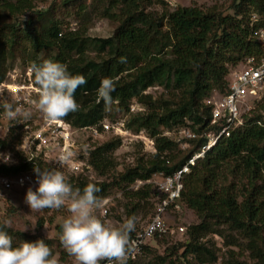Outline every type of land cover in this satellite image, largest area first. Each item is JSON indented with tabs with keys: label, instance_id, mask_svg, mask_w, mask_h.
I'll return each mask as SVG.
<instances>
[{
	"label": "trees",
	"instance_id": "trees-1",
	"mask_svg": "<svg viewBox=\"0 0 264 264\" xmlns=\"http://www.w3.org/2000/svg\"><path fill=\"white\" fill-rule=\"evenodd\" d=\"M196 1L158 14L149 8L155 4L166 6L167 0H111L101 16L117 26L110 38L97 39L100 42L98 52L109 53L108 58L100 61L85 58L90 39L79 30L64 33L58 21L38 28L31 20L25 22L24 28L14 21L4 26L10 28V35L0 28V84L7 75L9 54H17L22 40L34 49L31 65L44 60L38 57L39 52L55 50L53 60L65 64L71 74L84 76L87 82L75 92L79 110L63 118L71 126H93L105 119L107 107L102 100L98 102L97 96L105 77L116 80L115 90L111 93V109L129 113L131 102L135 100L146 105L144 112L131 114L127 127L148 132L155 139L156 152L120 173L117 182L127 185L138 180L146 182L132 192L131 197L138 201L129 211L130 217L142 200L152 199L155 206L159 192L157 188L153 192V185L147 180L158 172H176L201 151L208 141L207 133L218 131L219 126L211 124L212 107L205 99L215 90L221 94L228 91L230 70L244 58L255 57L258 63L264 54L256 33L264 27V0H232L233 14H225L216 5L199 6ZM62 3L67 9L77 8V15L88 14L84 0H63ZM3 5L12 15L35 9L34 0H4ZM254 15H259L258 21L253 20ZM74 51L79 57L72 56ZM156 86L162 87L169 97H154L148 92ZM244 118L243 127L233 130L229 137L221 138L186 174L180 203L185 211L194 212L200 221L188 227L186 242L168 246L163 254H156L158 264L216 262L217 251L204 238L215 233V226L221 224L242 232L248 240L253 264H264V99L249 114H244ZM188 121L196 137L190 139L193 147L177 159L173 152L178 144L164 130L187 126ZM10 138H0V145L3 148L10 145ZM121 144V138L116 137L91 151L89 162L100 175L108 174L116 166L113 154ZM18 154V163L3 164L0 170L13 175L35 166L57 168L42 159H35L38 161L35 164V160L27 161L22 152ZM68 182L73 189L81 191L89 183L86 179L73 177ZM94 184L100 189L96 195L104 199L114 183L100 181ZM39 223L42 227L43 222ZM58 228L61 233V226ZM138 229L130 233V239ZM7 231L13 238V246L22 241L44 239L55 255L56 240L46 237L40 230L33 236L11 228ZM161 238L164 237L152 238L145 246V252L155 248ZM230 244L235 245V242ZM231 254L235 251L231 250Z\"/></svg>",
	"mask_w": 264,
	"mask_h": 264
},
{
	"label": "rangeland",
	"instance_id": "rangeland-1",
	"mask_svg": "<svg viewBox=\"0 0 264 264\" xmlns=\"http://www.w3.org/2000/svg\"><path fill=\"white\" fill-rule=\"evenodd\" d=\"M6 1L15 2L16 0ZM110 1L84 0L85 10L88 14L86 13L82 17V15L76 14L77 8L76 10L67 9L62 3L63 0H34V10L17 15H12L7 8L3 7L4 0H0V28H3V33L10 35V28L4 26L14 21L20 22L18 25L21 28L25 27L27 20H31L36 28L49 25L51 21H58L64 33L71 30H79L86 38L90 39L85 58L87 60L100 61L108 58L109 53L98 52L100 42L97 39L110 38L117 26V23L101 16L103 8L107 7ZM170 2L172 3L170 4ZM196 3L202 7L216 5L225 14L234 13V10L230 8L232 0H198ZM192 4V0H167L166 6L155 4L149 10L161 14L164 10L170 11L180 5L188 6ZM115 10L117 9L115 8ZM256 17L260 18L259 15H256ZM16 53L14 56L9 54L6 64L7 75L0 84V138L11 137L9 141L12 142L5 148L0 145V163L5 162L4 157H10L8 164L18 163L20 160L18 152L20 151L26 159L27 157H33L34 160L42 159L56 167H60L58 158L62 154H69L68 165L61 168L68 180L73 177L75 179H86L92 183L100 181L114 183L106 197L102 199L105 201V207L109 209L108 214L104 215L102 208L98 210L97 214L102 219L119 225L128 218H134L135 229L143 226L154 211L152 199L142 200L139 208L132 213V217H130L129 211L132 210L138 201L131 197L132 192L142 188L146 182L140 183L136 181L131 185L117 182L120 180V173L129 167H134L139 160H145L156 152L155 139L148 132L145 130L139 132L127 127V120L131 114L144 112L147 109L146 105L139 103L138 100L132 101L129 113H125L123 110L111 109V105H109L106 108L105 119L101 123L93 125L94 128H91V126H71L73 133L65 142L63 139L54 138L49 130L46 132L50 138L49 145H43L39 149L34 146L32 151L29 148L30 145L28 147L23 146L26 144V137L37 129H42L46 119L43 113L35 106V101L38 99L39 85L35 82L34 75L30 70L31 57L35 53L34 49L29 42L22 40V44L18 47ZM55 54V50H43L38 53V57L41 59H52ZM72 56L74 58L79 57L75 51L72 52ZM247 63L248 60L244 58L241 63L231 68L228 79L231 80L234 72L244 68ZM148 92L153 94L154 97H169V94L160 86L152 87ZM216 93L218 91L215 90L212 94ZM261 100L257 99L254 103L251 101L253 107L250 111L255 109L257 103ZM6 102L11 103L13 108L19 109L21 113L30 112V117L24 119L23 115L18 114L15 119H10L5 115L3 108V104ZM250 111H248V114ZM108 122L112 123L114 127L104 131L102 124ZM187 124V126L164 130V133L178 144V148L173 152L177 159L181 158L193 147L190 139L196 137L193 136L195 132L190 126L191 122L188 121ZM116 137H120L122 142L113 154L116 166L108 174L100 175L89 162L90 153L96 146ZM34 169L32 168L29 171L35 173ZM152 185V191L154 192L156 191V186L154 183ZM26 192L25 189L4 190L0 188V222L3 224L5 220L10 219L12 221L11 229L25 233L28 236L39 234L40 230L46 237L56 240L53 250H55L54 256L58 258L59 264H75V257L69 255L59 238L61 233H59L58 226H61L62 219L69 215L67 208H45L40 211H32L25 202ZM40 221L43 222L42 227H39ZM199 221L200 219L194 212L185 211L181 215V221L178 222L189 227ZM215 230L216 232L208 234L204 241L216 249L218 254L217 263H254L251 251L247 247L248 240L245 239L242 232L231 230L225 224L215 226ZM177 242H179V239L176 236L161 238L155 248L145 252L138 258V264H158L159 260H157L156 254H163L168 246H173ZM230 242H235V245H231L232 243L229 245ZM231 250L235 251L234 255L231 254Z\"/></svg>",
	"mask_w": 264,
	"mask_h": 264
},
{
	"label": "clouds",
	"instance_id": "clouds-1",
	"mask_svg": "<svg viewBox=\"0 0 264 264\" xmlns=\"http://www.w3.org/2000/svg\"><path fill=\"white\" fill-rule=\"evenodd\" d=\"M30 70L39 85L35 106L47 121L62 120L79 110L75 92L87 82L84 76L71 74L65 64L53 59L33 63ZM115 84L114 78L102 79L97 90L98 102L102 100L106 107L112 103L111 93ZM3 108L10 119H15L18 114L24 119L31 115L30 112L21 113L19 109H14L11 103H4ZM4 160L8 162L10 157H4ZM68 162L69 154H62L58 158L60 167L41 169L35 166L38 187L27 189L25 202L32 211L67 208L69 215L62 219L59 238L69 255L75 257V264H101L102 261L126 264L135 219L128 218L119 225L102 219L97 214L105 203L96 195L100 189L92 182L82 191L73 189L61 170ZM11 227L10 219L0 224V264H59L44 239L22 241L13 246V238L7 231Z\"/></svg>",
	"mask_w": 264,
	"mask_h": 264
},
{
	"label": "built area",
	"instance_id": "built-area-1",
	"mask_svg": "<svg viewBox=\"0 0 264 264\" xmlns=\"http://www.w3.org/2000/svg\"><path fill=\"white\" fill-rule=\"evenodd\" d=\"M253 20L258 21L256 15L253 16ZM256 33L264 48V27H260ZM257 99H264V54L258 63H256L255 57H251L248 59V63L244 68L234 72L233 78L229 81L228 91L226 93L212 94L205 99V103L212 107L211 124L218 125L219 129L218 131L214 130L206 134L208 141L202 147L201 151L190 158L176 172L171 174L158 172L151 179L147 180L149 183H154L158 189L159 197L155 202L154 211L150 218L131 237V250L127 255L126 263L137 261L145 253V246L155 236H176L179 239L177 243L186 242L188 226L178 222L181 221V215L185 212L184 207L180 203L185 176L191 171V166L196 163V160L204 157L205 153L221 138L229 137L233 130L245 125L244 114L252 109L251 101L254 103ZM102 125L104 131L114 127L110 122L103 123ZM49 130L54 138L63 139L64 142L73 133L71 125L64 119L56 122L46 120L42 129L39 128L32 134L27 135L26 144L23 146L28 147L30 145L29 148L33 151L34 146L39 149L43 145H49L50 138L46 133ZM193 136L195 137L196 134L194 133ZM32 160H34L33 157H27V161ZM34 162L36 164V161ZM3 164L11 165L8 162H2L0 163V169ZM138 182L144 183L142 180H138ZM29 187H32L33 190L38 187L36 173L26 171L9 175L0 170V188L4 190L16 188L27 191ZM102 211L104 215H107L109 209L104 205ZM101 264H108V262L103 261ZM112 264H116V262L113 261Z\"/></svg>",
	"mask_w": 264,
	"mask_h": 264
}]
</instances>
